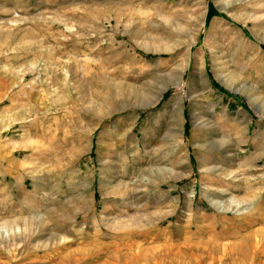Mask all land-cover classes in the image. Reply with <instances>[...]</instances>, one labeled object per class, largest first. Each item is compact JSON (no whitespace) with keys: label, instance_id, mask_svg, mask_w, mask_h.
Listing matches in <instances>:
<instances>
[{"label":"rangeland","instance_id":"374dc122","mask_svg":"<svg viewBox=\"0 0 264 264\" xmlns=\"http://www.w3.org/2000/svg\"><path fill=\"white\" fill-rule=\"evenodd\" d=\"M0 264H264V0H0Z\"/></svg>","mask_w":264,"mask_h":264}]
</instances>
